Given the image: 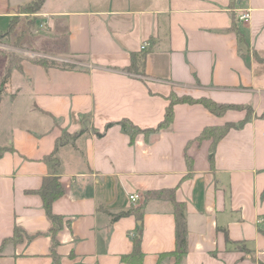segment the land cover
I'll return each mask as SVG.
<instances>
[{"label":"crops","instance_id":"1","mask_svg":"<svg viewBox=\"0 0 264 264\" xmlns=\"http://www.w3.org/2000/svg\"><path fill=\"white\" fill-rule=\"evenodd\" d=\"M29 1L0 0V32L12 28L0 43V244L25 234L2 245L0 264H133L123 257L140 224L141 264H171L160 259L175 246L167 197L149 198L141 220H111L169 188L185 208L181 264L264 262V0H45L33 14ZM171 92L251 115L214 146L202 129L245 108L175 103L167 128L104 131L123 118L156 127ZM50 175L64 190L54 238L36 192Z\"/></svg>","mask_w":264,"mask_h":264},{"label":"trees","instance_id":"2","mask_svg":"<svg viewBox=\"0 0 264 264\" xmlns=\"http://www.w3.org/2000/svg\"><path fill=\"white\" fill-rule=\"evenodd\" d=\"M45 0H30L26 4H24L21 9L25 13L33 14L38 12ZM12 30L11 24L10 27L5 32H0V42L4 37H6L10 31ZM240 41L242 42V37L239 36ZM9 55L12 57L13 53L9 52ZM36 61L41 62L42 64H52V62H48L47 60L42 59H36ZM142 61V60H141ZM140 59L138 60V63L135 62V60H132L130 69L138 71L139 65H142L143 62H141ZM168 104L164 111V117L163 119L156 125L154 128H146L142 129L132 123L130 120L123 118L117 122H109L105 125L104 131L107 130L112 125H119L120 128L129 134L131 138L137 133L143 132V133H149L151 131L159 130L162 128H167L171 125L173 121V106L175 103H200L202 104L206 109H208L210 112L216 114V115H222L226 110L228 109H235V108H245L247 111V116L243 120L233 123V122H226L221 125H215V126H206L202 129L200 134L198 135V139H205V138H211L212 139V146L215 145V143L231 128V127H239L241 126L244 121L251 115V108L247 106L242 105H235V104H229V103H219L215 102L212 99L208 97H199L194 98L189 95H177L174 92H171L167 96ZM94 133L97 136H101L102 133L98 132L97 130H94ZM78 135V134H76ZM75 135V136H76ZM73 136V137H75ZM64 139H60L58 143H63ZM187 159V158H186ZM188 160V159H187ZM63 187L61 185V182L59 180V177L57 175H50L46 177L43 180V183L41 187L36 191L42 198L43 207L45 209V212L48 216V218L51 221V232L52 237L54 238V233L61 228V218L60 216L54 214L51 209V205L55 199L60 197L63 194ZM165 196L167 197L173 206V214H174V237H175V246L174 249L168 253L160 254V259H162L165 255H169L172 258L171 264H181L183 257L185 256L187 252V228H186V218H185V208L184 204L182 202H178L174 199L173 196V189H162V190H155V191H147L144 193V201L142 204L137 206L134 209L119 211L117 213L111 214V220L114 221L118 219L119 217L128 215V214H135V216L141 220L143 211H144V204L149 198H159ZM141 224L137 226L136 233L132 238L133 241V250L130 253V255L124 256V260H128L129 262L133 264H141V259L143 256V253L140 248V242H141ZM24 232L20 228H15L13 235L4 239L2 243L0 244V251L2 249V245L7 242H17L21 240V238L24 236ZM53 245H55V241L53 242ZM52 255L55 257V252L52 250ZM259 264H264V262H260Z\"/></svg>","mask_w":264,"mask_h":264},{"label":"built area","instance_id":"3","mask_svg":"<svg viewBox=\"0 0 264 264\" xmlns=\"http://www.w3.org/2000/svg\"><path fill=\"white\" fill-rule=\"evenodd\" d=\"M250 18V13L249 12H244L242 14H240L239 19L243 20V21H248V19ZM148 43L144 42L141 46L142 49H144L146 47ZM130 200H136V198H138L137 195L132 194L129 196Z\"/></svg>","mask_w":264,"mask_h":264},{"label":"rangeland","instance_id":"4","mask_svg":"<svg viewBox=\"0 0 264 264\" xmlns=\"http://www.w3.org/2000/svg\"><path fill=\"white\" fill-rule=\"evenodd\" d=\"M10 32H11V31H10ZM2 41H4V40H2ZM2 41H1V42H2ZM9 41L11 42V40H10V39H9ZM1 42H0V43H1Z\"/></svg>","mask_w":264,"mask_h":264}]
</instances>
